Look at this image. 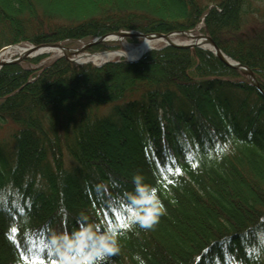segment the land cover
Segmentation results:
<instances>
[{
    "label": "trees",
    "instance_id": "obj_1",
    "mask_svg": "<svg viewBox=\"0 0 264 264\" xmlns=\"http://www.w3.org/2000/svg\"><path fill=\"white\" fill-rule=\"evenodd\" d=\"M251 1L0 0V49L201 24L264 92V0ZM45 56L0 70V127L12 129L0 139V264H55L50 235L79 230L82 214L100 230L128 223L143 166L163 214L121 227L104 264H264V97L245 76L197 48L102 66H39Z\"/></svg>",
    "mask_w": 264,
    "mask_h": 264
},
{
    "label": "clouds",
    "instance_id": "obj_2",
    "mask_svg": "<svg viewBox=\"0 0 264 264\" xmlns=\"http://www.w3.org/2000/svg\"><path fill=\"white\" fill-rule=\"evenodd\" d=\"M135 190L127 193L129 221L125 226L111 225L100 230L87 215L81 216L79 230L72 233L53 232L48 241L50 254L56 258L55 264H104L119 252L118 236L121 227L133 224L149 229L163 214L164 208L157 195V189L144 183L143 177H134ZM133 260L145 264L139 254Z\"/></svg>",
    "mask_w": 264,
    "mask_h": 264
},
{
    "label": "water",
    "instance_id": "obj_3",
    "mask_svg": "<svg viewBox=\"0 0 264 264\" xmlns=\"http://www.w3.org/2000/svg\"><path fill=\"white\" fill-rule=\"evenodd\" d=\"M178 35L183 36L186 39V41L185 42H180V43H176V42L171 41L172 37H176ZM109 37H112V38L115 37V38L118 39V40L112 41L111 43L121 42V41H124L125 39H140L141 42H143L145 40L146 41L147 40L156 41L157 39H164V40L167 41V43L162 45V47L170 46V47H174V48H177V49L182 48V49H187V50H190L191 48L203 49V50L209 52L210 54H212L213 56H215L221 63L223 62L229 68L235 69L241 75L246 76L249 84L251 86H253L255 89H257V91L264 97V92H262V90L258 86L256 78L252 74V72L246 66L240 65L236 61H234V60L232 61L226 55L222 54L220 52V50L218 49V47L213 43L212 39H210L206 35L197 33L196 28L192 29V30H189V31L170 32V33L165 34V35L164 34H160V33L143 35V34L138 33V32L134 33L132 31H125V32L124 31H118V32H114L112 34L104 35L103 37L94 38L93 41H91L89 43L82 44V46L80 48L69 49V48H66L65 46H63L62 44L50 43V44H44V45H40V46H30V49L31 50H33V49L37 50V49H40V47H42V48L56 47V48H59L60 50L62 49L64 51H69V52H72V51H74V52L75 51L76 52H83V51H87L88 49L92 48L95 45L106 43V41L104 39L105 38H109ZM200 39L206 40L208 42V44L211 46V49L207 50V49L201 48L198 45H196V42L200 41ZM17 46L18 45L14 46V47H17ZM8 47H10V46H8ZM3 49H5V48H3ZM150 50H154V49L153 48H147V50L141 52L137 56V58L133 59V60L132 59H127L124 56H121L120 58L125 59V61L130 62V63H136L137 61L140 60V58L142 56H144ZM44 54H46V53H40L38 55L32 56L31 58L40 57V55H44ZM104 54H106V53H104ZM104 54L102 53V54H94V55H104ZM94 55H87V56L91 57V56H94ZM27 59L28 58L22 59L21 57L10 59L7 62H4V63L0 64V70H1V68L5 67V66H8L10 64L19 65V63H21L22 60H27ZM67 61L72 63V64L74 63V64L80 65V66H82L83 64H92L93 66L94 65L95 66H101V65H104L105 63L109 62L108 60H106L105 62L100 63V64H95V63L93 64L91 62L76 63V62H71L69 60H67Z\"/></svg>",
    "mask_w": 264,
    "mask_h": 264
},
{
    "label": "bare ground",
    "instance_id": "obj_4",
    "mask_svg": "<svg viewBox=\"0 0 264 264\" xmlns=\"http://www.w3.org/2000/svg\"><path fill=\"white\" fill-rule=\"evenodd\" d=\"M178 36L172 37L171 41L175 42L176 40H178ZM104 40L106 41V43H111L112 41L118 40V39L115 37L114 38L109 37V38H105ZM166 43L167 41L164 39H157L156 41H150V40L146 41L145 40L141 42L136 48H132V47L127 48L126 52L106 53L104 55H94L91 57L87 56V54L84 51L83 52H76V51L69 52V51H64L62 49L60 50L59 48H56V47H50V48L40 47V49L31 50L30 46L29 47L24 46V45H18L17 47L10 46L8 48L0 50V64L7 62L8 60L13 59V58L21 57L22 59H25V58L30 59L32 56L38 55L40 53H46L56 58L64 57L65 59L71 62H76V63L91 62L93 64L94 63L100 64V63L105 62L106 60L112 61L113 59L121 57V56H124L127 59L133 60V59H136L137 56L141 52L147 50V48H151L157 45H164ZM196 45H198L201 48L207 49V50L211 49V46L204 39H200V41L196 42ZM23 61L25 60H22V62Z\"/></svg>",
    "mask_w": 264,
    "mask_h": 264
},
{
    "label": "rangeland",
    "instance_id": "obj_5",
    "mask_svg": "<svg viewBox=\"0 0 264 264\" xmlns=\"http://www.w3.org/2000/svg\"><path fill=\"white\" fill-rule=\"evenodd\" d=\"M251 3L254 5V7L261 8L263 2H261V0H252ZM256 17H257V15L253 14V16H250L249 18H247L249 23H247L246 31H248L250 33H253V31L257 28V25L259 24V22H257V20H256L257 18ZM200 27H201V24H199V26H198V31L200 30ZM199 34H202V33L199 32ZM185 41H186V39L184 37L178 36V40H176L175 42L176 43H180V42H185ZM140 43H141V41H139L136 44H132V43L128 42L127 39H125V41H122L121 43H118L119 47L115 51L126 52L127 48H129V47L136 48ZM82 44H85V43H82ZM82 44H79L78 47H76V48H80L82 46ZM22 45L27 46V47L31 46L30 44L28 45L27 43H22ZM161 47H162V45H157V46H153L151 48L156 50V49L161 48ZM110 51L111 52H115L114 50H110ZM104 52H108V51L106 50V51H97V52H94V53H89V52H86V53L89 54V55H94V54H97V53H104ZM32 59H35V58L27 59V60L21 62V64H23V65H25L27 67H30L31 64H29L28 62L30 60H32ZM55 59H57V58L53 57L52 55H48V56H45V57L41 58L40 62H38V63H39V66H41V65L49 64L52 60H55ZM115 60H118V58H115L112 61H115ZM11 130L12 129H11L10 125H8V124L1 125V127H0V139L1 138H5L6 135L9 132H11ZM226 151H228V150L226 149ZM138 176L143 177V180H144L145 184L151 185L153 183L151 179H150L151 181L148 182L149 181L148 179L150 178V175L148 173L147 168L144 167V166L142 167V169L139 172Z\"/></svg>",
    "mask_w": 264,
    "mask_h": 264
},
{
    "label": "snow or ice",
    "instance_id": "obj_6",
    "mask_svg": "<svg viewBox=\"0 0 264 264\" xmlns=\"http://www.w3.org/2000/svg\"><path fill=\"white\" fill-rule=\"evenodd\" d=\"M176 171H177V172H179V169H177ZM122 226H125V227H126V225H125V224H124V225H122ZM12 231H13V232H15V231H16V229H12Z\"/></svg>",
    "mask_w": 264,
    "mask_h": 264
}]
</instances>
